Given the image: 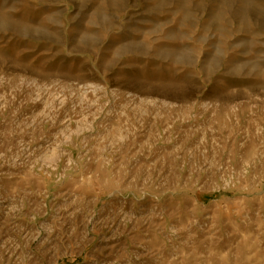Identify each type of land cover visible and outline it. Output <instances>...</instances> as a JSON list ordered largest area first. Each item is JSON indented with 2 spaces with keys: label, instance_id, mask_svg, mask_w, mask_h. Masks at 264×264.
Segmentation results:
<instances>
[{
  "label": "rangeland",
  "instance_id": "rangeland-1",
  "mask_svg": "<svg viewBox=\"0 0 264 264\" xmlns=\"http://www.w3.org/2000/svg\"><path fill=\"white\" fill-rule=\"evenodd\" d=\"M0 264H264V0H0Z\"/></svg>",
  "mask_w": 264,
  "mask_h": 264
},
{
  "label": "built area",
  "instance_id": "built-area-1",
  "mask_svg": "<svg viewBox=\"0 0 264 264\" xmlns=\"http://www.w3.org/2000/svg\"><path fill=\"white\" fill-rule=\"evenodd\" d=\"M201 105L204 106V107H207V105L212 106V104H209L206 101H204V102L202 101V104ZM170 106H172V105H170ZM170 106H168V107L170 108ZM205 164L207 165V163H205ZM228 182H229V184H231V186H233L235 183H238V180L236 179V177H234L233 175H231L229 177V181Z\"/></svg>",
  "mask_w": 264,
  "mask_h": 264
}]
</instances>
